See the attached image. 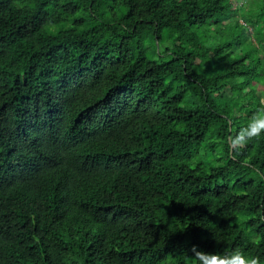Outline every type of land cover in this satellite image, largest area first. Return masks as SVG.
<instances>
[{"label": "trees", "instance_id": "16d2710c", "mask_svg": "<svg viewBox=\"0 0 264 264\" xmlns=\"http://www.w3.org/2000/svg\"><path fill=\"white\" fill-rule=\"evenodd\" d=\"M232 7L0 0V264L264 258V136L227 143L264 57L214 73L229 43L197 34Z\"/></svg>", "mask_w": 264, "mask_h": 264}, {"label": "rangeland", "instance_id": "374dc122", "mask_svg": "<svg viewBox=\"0 0 264 264\" xmlns=\"http://www.w3.org/2000/svg\"><path fill=\"white\" fill-rule=\"evenodd\" d=\"M233 7L228 14L219 15L222 24H212L207 29H201L197 34L208 36V43L223 45L229 43V47L224 48L217 57L211 60V69L222 72L231 59L246 53L251 60L264 57V0H232ZM239 5L234 7V5ZM242 4V5H241ZM228 17L227 19H224ZM217 17L213 18V22ZM243 19V20H242ZM252 28V29H251ZM259 69V68H258ZM242 78V77H241ZM251 80L250 86L253 89H262L264 77L257 83L256 77ZM253 82V85H252ZM249 88V87H248ZM239 89V88H237ZM234 103V114L238 111V99L226 100Z\"/></svg>", "mask_w": 264, "mask_h": 264}, {"label": "clouds", "instance_id": "9594fccd", "mask_svg": "<svg viewBox=\"0 0 264 264\" xmlns=\"http://www.w3.org/2000/svg\"><path fill=\"white\" fill-rule=\"evenodd\" d=\"M260 104L264 105V96L261 97ZM261 136H264V107H261L245 125L233 129L227 143L231 150L239 152L248 141ZM261 219H264V216ZM192 251L200 264H264V258L260 255H248L240 250L217 255L205 252L193 244Z\"/></svg>", "mask_w": 264, "mask_h": 264}]
</instances>
